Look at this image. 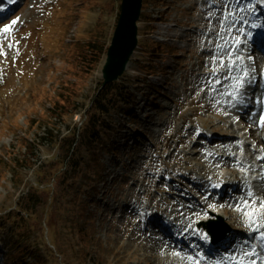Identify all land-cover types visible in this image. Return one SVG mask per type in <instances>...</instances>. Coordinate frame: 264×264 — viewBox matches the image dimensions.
Segmentation results:
<instances>
[{"label":"rangeland","instance_id":"374dc122","mask_svg":"<svg viewBox=\"0 0 264 264\" xmlns=\"http://www.w3.org/2000/svg\"><path fill=\"white\" fill-rule=\"evenodd\" d=\"M239 1L149 0L128 66L111 71L108 48L79 79L82 63L70 46L88 43L99 33L105 48L110 47L123 0H19L20 7L8 17L9 25L17 24L7 33L6 26L0 28V264H172L174 259L195 264V256L171 251L168 239L152 234L151 220L157 215L176 219L178 226L193 224L220 202L207 189L224 166L198 143L200 127L204 133L213 127L223 134L255 127L258 109L246 115L245 125L235 127L216 113L221 97L214 91L235 81L225 75L226 61L234 70L247 44L233 39L245 32L240 14L250 9L249 2ZM64 21L69 27L66 47L50 50L40 35H55L47 24L63 27ZM73 28L78 36L70 42ZM158 44L167 51L164 55L155 51ZM247 48L250 76L259 56L252 58ZM116 73L108 93L110 110L101 114L93 103ZM67 83L81 87L75 98L81 110L53 120L54 135L69 136L59 144L53 137L42 138L52 129L49 111ZM250 90L259 106L258 92ZM94 126L101 131L100 143L85 141ZM75 139L74 158L65 168ZM97 166H103L101 173ZM259 187L264 191V181ZM30 190L42 201H29L31 215L19 206L28 202Z\"/></svg>","mask_w":264,"mask_h":264},{"label":"trees","instance_id":"16d2710c","mask_svg":"<svg viewBox=\"0 0 264 264\" xmlns=\"http://www.w3.org/2000/svg\"><path fill=\"white\" fill-rule=\"evenodd\" d=\"M149 5V0H144L143 1V9L146 8V6ZM66 14L65 12H62L61 15ZM145 13H143L142 15V19L144 18ZM65 31V29H64ZM103 35L101 34H97L94 40L89 41L88 43H76L75 46H73L70 50V53L75 56V58H77V61L80 63H82V67L83 70L81 71V74H79L80 78L79 79H83L85 76H87V71L88 70H93L94 66H96L99 62H101L102 60V55L104 53H106V51H108L109 46L107 45V48H105V42L102 41L103 39ZM62 42V39L59 41V43ZM107 44V43H106ZM154 44V43H153ZM75 47V49L73 50V48ZM156 52L159 53H163V52H167L166 50H164L160 44H158V46L156 48H154ZM96 69V68H95ZM115 84L113 82H110L108 84H106L103 89L100 91V93L98 94V97L95 98V101L93 103L92 108L96 107L99 112L101 114H108L109 110H110V105H111V101L108 98V93L110 92V90L114 89ZM79 89H81V87L79 86L78 83H67L66 85H64V93L60 94V101L58 103H54L53 106L51 107L50 111H49V115H50V126L52 127V129H47V135L46 137H43L42 139L44 140H48L51 139L54 142H57L59 144H62L63 142H67L69 141V136H62V135H54V132L56 129V127H54L56 124L53 121L55 118L61 120V118H65L67 116L69 117H73L74 113H78L81 108H79V106L77 105V103L75 102V98H78V95L76 94L77 91H79ZM53 103V102H52ZM98 104V106H97ZM93 119V117H92ZM94 120V119H93ZM91 122V120H90ZM87 122L85 125H87ZM96 122V121H95ZM94 122V123H95ZM30 123V121H29ZM31 124V123H30ZM91 124V123H90ZM43 126V125H41ZM102 129L108 128V126L103 125ZM59 132V131H58ZM90 132V131H89ZM101 131H98L97 126L93 128V132L88 133V135H85V141H92L93 140L99 142V135H100ZM80 134V133H79ZM60 140V141H59ZM77 143V139H75L74 141L72 140V143H70L69 145L71 146V150L69 151V155L66 158L65 161V168L67 167L68 163L74 158V154L76 151V146L75 144ZM27 150H29V152L32 151V148L29 147V145L27 146ZM93 163L96 161V159H92L91 160ZM27 162H29V159H27ZM74 171L78 169V165H75ZM101 169V166H97V171H99ZM41 169H39V171H41ZM36 189H38V187H35ZM29 193L27 194L26 198L28 199V202H24L21 201L20 202V207L21 210H25L29 215H31V205L29 203V201H33L34 204H37V201L40 203L42 202L39 198L38 195H34L30 194L31 190L28 191ZM37 200V201H35ZM32 204V203H31ZM34 206V205H32ZM21 219L24 221L25 219L21 217ZM47 251H51L50 248ZM13 264H24V261H14L12 262ZM11 262H8L7 264H12ZM36 263L41 264L42 260H38Z\"/></svg>","mask_w":264,"mask_h":264},{"label":"bare ground","instance_id":"6f19581e","mask_svg":"<svg viewBox=\"0 0 264 264\" xmlns=\"http://www.w3.org/2000/svg\"><path fill=\"white\" fill-rule=\"evenodd\" d=\"M1 3H2V0H0V4ZM127 7H128V4H127ZM261 9L264 12V7H261ZM3 14H4V11L0 12V22H4V24L2 26H0V27H4V26H8L9 25V23L7 22V19L3 18L4 17ZM125 23H126V21H125ZM15 25H12L11 28H13ZM124 28H125V30H127V32L124 35H120L121 36V40L123 41V45L122 46L128 47L129 44H131V32L133 30V27L127 26V27H124ZM244 37H247V35L244 34ZM119 47H121V46H119ZM120 53H121V51L118 52V54H120ZM121 58H122V54H120V55L116 56V58H114V60H115L114 66L115 67L120 63ZM261 60L262 61L264 60V51L261 52ZM128 62L129 61L127 60V62L125 63V67L128 66ZM241 75H243V73H241ZM225 110H227L229 112L230 116L235 112V109H230V108H228V106L225 107ZM212 129H214V128L212 127ZM255 134L256 133H255L254 130L250 131V136L251 135H255ZM230 135H232V136H228L226 139H224V140H226L227 144H229L228 146H227L226 143H224L223 146L220 147V145H218L216 143V142H219V141H213L212 143H210V145H212L213 148H219L223 152H228L229 148H232L233 149L232 151H237L238 145H237V143H235L236 139H237V136H235L234 134H230ZM201 138H203V135L201 136ZM204 138H206V136H204ZM250 145L251 144H249V143L243 144V146L245 148L250 147ZM258 145H263V138L261 136H258ZM255 151L256 150H254V149H252L250 151V152H253L250 161H252L253 159L257 158L255 156V153H257V152H255ZM215 162L220 164V165H222V166H228L229 169L232 170V174L233 175L231 174V176H235L237 179H240L239 186L236 189V191L233 193L234 196H240L242 194V192H243V188L245 187V184L243 182L244 178H240V174L236 170L231 169L232 166H234V164H232L234 162V160H232L231 156H230V157H228V159L226 161H223V160H221L219 158H215ZM252 167H254V166H251V168ZM240 168H243V166L240 165ZM252 172H257V171L254 169ZM223 179L224 178H222V177H218L219 181H222ZM201 188H204V185H200V189ZM211 196L213 197L214 194H212ZM224 196H226V197L223 198L224 202L217 203V207H215V209L211 211L212 214H210V215L208 214V216L196 221L194 223V228H190L189 227L190 223H187L186 225H182L181 226L180 229H181L182 232L185 233L184 236H186V237L189 236V238L191 239V243L193 245L195 244L197 239H199V240L201 239L202 240L204 237H209L208 234L206 233V231L203 230L202 223H204V222H206L208 220H214V219H216L219 216H222L226 222L232 221V224L237 225V227L246 229L249 234L252 233L251 228L253 229L254 224H255L253 219H255V217L258 216V213H257L258 212V210H257L258 206H254L252 204L253 201H249L250 203L248 205H251V206L243 207L240 211L234 210V207L238 204V202H235L234 204H232V203L227 201V198H228L227 194H225ZM261 204L262 203H260V205ZM205 208H206V206H204V208L202 210H199V209L195 210V213L193 214V218L195 217V215H197V213H201ZM252 211H256V213L252 214ZM158 221H159L158 218H154L152 220L153 224L155 222H158ZM249 221H251V222L253 221L251 225L248 224ZM218 223H220V221ZM196 225L199 226L197 229L195 228ZM236 231H238V230H236ZM172 232H174V231H172ZM172 232L170 230H168V229L164 230V233L162 234L163 238L167 239L168 237H171ZM241 235H242L241 233H238V236H241ZM181 236H183V234H179V237H181ZM263 236H264V234H263ZM191 243L189 242V244H191ZM182 245L184 246V243H182ZM198 246H199L200 250L204 249V252H202V253H206L205 255L207 257L208 248L207 247H201L200 243L198 244ZM185 247H186V245H185ZM218 247L219 246L216 245V248H218ZM253 247H256V246L253 245L252 248ZM234 251L235 250L233 248H231L228 252H234ZM207 259H208L207 262L204 263V264H212L214 261L218 260L217 259V254H215L213 257L209 255V258L207 257ZM175 262H177L179 264V260L178 259H174L172 264H174ZM196 264H200V263L196 262ZM249 264H252V263H249Z\"/></svg>","mask_w":264,"mask_h":264},{"label":"water","instance_id":"95a60500","mask_svg":"<svg viewBox=\"0 0 264 264\" xmlns=\"http://www.w3.org/2000/svg\"><path fill=\"white\" fill-rule=\"evenodd\" d=\"M130 1V2H129ZM129 2V3H128ZM128 4V7H127ZM141 5H142V0H123V13H122V18L119 22V25L117 27L115 37L113 39L112 46L110 48V57L112 58L113 62L111 63L110 70L112 71L114 69V63L116 56L122 54V58L120 63L115 67L117 71L121 72L123 68H125V63L129 59L130 55H132L133 50L136 48L137 45V39H136V34H137V27H136V22L139 18L140 12H141ZM126 21V23H125ZM125 25V26H124ZM131 26L133 27V30L131 32V44H129L128 47L122 46L123 41L121 40L120 35L126 34L127 30H125L124 27ZM121 46V47H119ZM121 51L120 54H118L119 51ZM123 50V51H122ZM107 71V70H106ZM118 72V73H119ZM117 74V73H116ZM119 76L118 74L116 77H110L106 79V82L109 83L113 80H115ZM220 223L222 222V219L219 220ZM219 221H211L207 225V228L210 233H212L213 236L214 234V229L215 226H217ZM218 223V224H217ZM228 228H225L223 231L222 235L224 236L228 232Z\"/></svg>","mask_w":264,"mask_h":264},{"label":"snow or ice","instance_id":"6c2138e0","mask_svg":"<svg viewBox=\"0 0 264 264\" xmlns=\"http://www.w3.org/2000/svg\"><path fill=\"white\" fill-rule=\"evenodd\" d=\"M8 2L11 3V2H13V0H8ZM16 23H17L16 20H13V21H12V25H15ZM12 25H8V26H6V27L4 28V32L7 33L8 31H10ZM262 120H264V118H262Z\"/></svg>","mask_w":264,"mask_h":264}]
</instances>
